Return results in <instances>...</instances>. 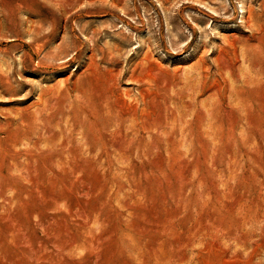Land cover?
<instances>
[{"label": "rangeland", "instance_id": "374dc122", "mask_svg": "<svg viewBox=\"0 0 264 264\" xmlns=\"http://www.w3.org/2000/svg\"><path fill=\"white\" fill-rule=\"evenodd\" d=\"M0 264H264V0H0Z\"/></svg>", "mask_w": 264, "mask_h": 264}]
</instances>
